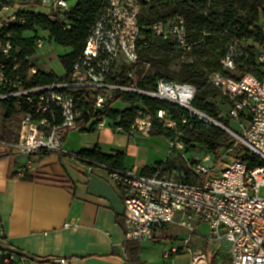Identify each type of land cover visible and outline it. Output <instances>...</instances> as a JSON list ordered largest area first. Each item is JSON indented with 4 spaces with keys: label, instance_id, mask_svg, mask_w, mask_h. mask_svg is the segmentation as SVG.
I'll use <instances>...</instances> for the list:
<instances>
[{
    "label": "built area",
    "instance_id": "obj_1",
    "mask_svg": "<svg viewBox=\"0 0 264 264\" xmlns=\"http://www.w3.org/2000/svg\"><path fill=\"white\" fill-rule=\"evenodd\" d=\"M78 1L0 0V12L9 13L2 21V29L14 22H23L14 10L17 4L40 5L44 9L41 14L65 22ZM141 11V0H102L85 47L71 72L45 86L28 85L21 76V59L10 35L0 34V103L16 99L24 108L19 138L16 142L0 138V157H29L49 152L74 156L63 146L65 136L78 128L77 120L86 104L92 111L101 110L115 92L167 101L198 117L206 126L222 125L192 106L197 90L189 83L161 78L154 89L143 90L134 80L132 69L128 73V83L115 79L121 60L130 68L140 61ZM257 26L264 34V0L259 7ZM66 28L70 25L66 24ZM152 31L164 40L175 42L183 53L191 50L185 19L179 14L154 23ZM245 49L244 40L229 39L221 60L225 71H236ZM256 61L264 63V51L257 54ZM31 71L35 73V68ZM209 81L231 102L229 116L242 127L241 134L232 131L233 137L260 164L251 166L243 156L213 174L214 162L210 154L203 162L188 165L195 176L201 177L198 183L167 177L158 170L145 174L133 169L108 173L107 181L125 207L126 242L153 241L157 230L176 225L187 232L184 249L192 255V264H210L208 252L188 246L199 226L206 225L208 245L214 247L222 242L228 247V264H264V194L261 195L264 190V80L254 73L234 78L216 72L209 76ZM135 114L130 132L144 136L150 134L155 119L162 121L167 116L165 111L151 115L142 107H137ZM246 118L250 121L243 126ZM182 122L186 123L187 119L183 118ZM96 126L111 127L116 133L125 132L122 126L107 118L97 121ZM169 145L171 150L183 149V143L178 141H171ZM172 252L178 250L172 249ZM56 262L67 264L64 259Z\"/></svg>",
    "mask_w": 264,
    "mask_h": 264
},
{
    "label": "trees",
    "instance_id": "obj_2",
    "mask_svg": "<svg viewBox=\"0 0 264 264\" xmlns=\"http://www.w3.org/2000/svg\"><path fill=\"white\" fill-rule=\"evenodd\" d=\"M101 1L79 0L71 8L65 22L53 20L36 10H19L17 15L23 22H14L0 31L2 35H10L16 51L17 47L21 48V52L17 51L21 59L20 73L29 86H45L58 79L40 70L32 75L30 74L34 66L29 62V49L37 42L36 32L38 30L47 32L50 39L57 46L71 50L70 53L61 57V63L66 70V74H68L85 47L89 29L96 19ZM260 5L261 0H174L168 4V11L159 13L157 6L149 1L141 0L139 57L146 58L147 56L148 59H151L149 56L152 54H162L165 57L162 60L163 63H169L183 55L191 57L190 60L186 59L181 63L179 72L175 74V77L181 83H189L197 87V94L192 103L195 109L204 112L213 120L230 128V120L225 119L218 105L209 99L210 95L206 92L207 84L216 90L209 81V76L216 72L234 78L242 77L246 73H254L264 80L257 71L258 67H264V63L256 61V46H264V34L257 26ZM175 14L184 17L187 39L192 43L191 50L186 53L179 51L175 42L164 40L152 31L154 23L160 20L166 21ZM66 24L70 25L69 29L66 28ZM27 32L33 33L35 36L26 39L24 34ZM226 33H228V36H226ZM231 37L244 40L246 44L245 56L237 62L236 71L232 72L234 74L225 71L221 63L226 52V44ZM208 70L210 73L207 72ZM127 73L128 68L126 66L122 67V75H116L115 79L118 78L123 84H126L130 81ZM161 78L177 82L173 78L160 73L144 75L143 77L140 73L136 81L140 89L151 90L155 88L156 82ZM121 100L133 105L134 108L124 111L113 108V105ZM136 105L148 110L151 115H156L159 111H165L173 118L176 124L175 128L178 129L185 128L182 124L183 118H186L187 122H191L192 128L186 132L188 139L184 140L187 146L194 143L203 146L214 157H217L222 151H226L233 159L244 156L245 161L251 166L260 164L248 149L240 145L226 131L214 125L206 126L197 117L175 104L148 96L115 92L112 99L101 110L97 111H92L91 107L86 104L77 120V126L83 132H91L94 130L97 121L107 118L118 123L124 128L125 132H128L136 117ZM23 111V106L16 99H9L0 103V138L2 140L13 142L18 140V127L13 128L9 126V123L11 120L15 122ZM245 120L250 121L248 118ZM175 132L176 129H167L161 120L155 119L150 134L151 136H165L169 139ZM74 157L89 168H102L108 173L125 170V156L121 153L116 156H109L95 149L75 153ZM162 166L163 164L160 163L152 169L144 171L153 174ZM3 244L8 245L6 240H3ZM126 251L129 262L144 264L139 259V247L136 243H128ZM210 264H219L218 253L212 257Z\"/></svg>",
    "mask_w": 264,
    "mask_h": 264
},
{
    "label": "crops",
    "instance_id": "obj_3",
    "mask_svg": "<svg viewBox=\"0 0 264 264\" xmlns=\"http://www.w3.org/2000/svg\"><path fill=\"white\" fill-rule=\"evenodd\" d=\"M35 10L44 9L35 5ZM8 15L0 12V31ZM63 146L71 154L95 149L109 156L124 154V169L145 174L151 173L144 170L167 162L172 153L165 136H144L130 130L116 133L108 126H95L91 132L71 130ZM92 174L107 180L106 170L89 168L74 156L57 152L0 157V243L6 240L8 245L40 259H64L67 264H132L127 258L124 229L111 204L89 194ZM170 226L157 230L153 241L136 243L142 263L192 264V255L184 249L187 234L156 236ZM188 246L208 252L211 259L216 253L221 255L200 233L190 237ZM56 261L36 263L0 251V264H58Z\"/></svg>",
    "mask_w": 264,
    "mask_h": 264
},
{
    "label": "rangeland",
    "instance_id": "obj_4",
    "mask_svg": "<svg viewBox=\"0 0 264 264\" xmlns=\"http://www.w3.org/2000/svg\"><path fill=\"white\" fill-rule=\"evenodd\" d=\"M151 2L153 5L157 6L159 13H164L165 11L169 10L168 4L174 0H146ZM42 7V6H41ZM43 8V7H42ZM15 11L19 10H35V5L33 4H27V3H20L15 6ZM242 12V11H241ZM35 34L27 32L24 34V38L30 39L33 38ZM36 36L38 37L37 42L29 49V62L34 66L35 73L37 71H42L44 73H47L49 75H53L56 78L62 77L66 74V70L64 66L61 63V57L67 55L71 52L69 48H64L61 46H57L49 37L47 32H44L42 30H38L36 32ZM147 42V41H146ZM148 43V42H147ZM17 51L21 52V48L17 47ZM257 54L262 53L264 51V46L258 45L256 46ZM178 52V51H177ZM151 59L140 57V61L136 64L134 68H130L125 65L124 61L121 60L119 63V66L116 71V75H122V67L128 68V73L130 69L133 71L134 80L136 81V78L138 74L142 73V77L144 75H154L157 73H160L164 76H168L170 78H173L177 82L181 83L177 77H175V74H178L180 65L183 61L190 60L191 57H188V55H183L178 57L177 59H173L169 63H163V59L165 58L164 55L158 54V55H150ZM258 73L263 77L264 79V67L260 66L257 68ZM208 73L209 70L207 71ZM127 73V74H128ZM32 73V71L30 72ZM234 74V73H232ZM137 83V81H136ZM192 85V84H191ZM194 86V85H193ZM197 89L196 86H194ZM212 88L209 84H207L206 92L210 95V100L214 101L222 114V116L225 119L230 120V129L231 131L241 134L242 133V127L240 126V123L234 119H231L229 116V110L231 108V104L226 99L223 94L218 90L217 88ZM135 107H140L139 105H136ZM113 108L118 109L120 111L133 109L134 106L130 105L124 101H118L116 104L113 105ZM196 117V116H195ZM198 118V117H197ZM162 124L167 129H176L175 134H173L172 137L168 139L169 142L171 141H178L183 143V149L182 150H171V158L167 160V162L163 163V166L158 168V171L161 172L162 175L167 177H172L181 181L185 182H191V183H198L201 181V177L195 176L189 169V164L194 163H200L203 162L204 158L208 157L210 153L201 145L192 143L191 145H185L184 140H187V130L192 128L191 122H186L182 124L185 126L183 129H178L173 127L171 124H175V121H173V118L167 114L166 118L162 120ZM243 126L248 125L247 120H243L242 122ZM9 126H12L13 128L18 127V121L9 123ZM176 126V124H175ZM220 128V127H219ZM151 133V132H150ZM151 135V134H149ZM212 155V154H211ZM213 159V174H218L222 168L226 164H229L234 159L226 152L222 151L217 157H214L212 155ZM264 194V190H262L261 195ZM203 236L208 235V228L205 225H202L199 227V232ZM187 234L186 231L182 230L179 227H175V225H172L166 229L160 230L157 233V237L160 236H173L176 235L179 237L180 235ZM213 248V247H212ZM216 249L220 250V257H219V264H228L227 259V250L228 247L223 244L222 242L216 244Z\"/></svg>",
    "mask_w": 264,
    "mask_h": 264
},
{
    "label": "water",
    "instance_id": "obj_5",
    "mask_svg": "<svg viewBox=\"0 0 264 264\" xmlns=\"http://www.w3.org/2000/svg\"><path fill=\"white\" fill-rule=\"evenodd\" d=\"M220 128L226 131L227 133H229L231 136H233V132L227 127L220 125ZM88 191L90 195L105 199L111 204L113 210L118 216V224L120 225L122 229H124L125 228V221H124L125 207H124L122 200L119 198V196L117 195L113 187L110 185V183L107 180L95 174H92L89 179ZM0 251L18 255V256L24 257L36 263H48V262H54L57 260L55 258L40 259L27 252H24L10 245H5L2 243H0Z\"/></svg>",
    "mask_w": 264,
    "mask_h": 264
}]
</instances>
